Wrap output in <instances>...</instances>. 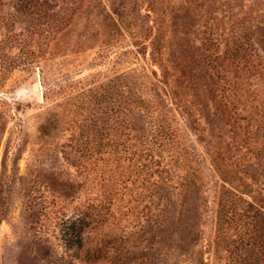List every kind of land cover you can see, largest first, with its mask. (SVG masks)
I'll use <instances>...</instances> for the list:
<instances>
[{
	"label": "rangeland",
	"instance_id": "obj_1",
	"mask_svg": "<svg viewBox=\"0 0 264 264\" xmlns=\"http://www.w3.org/2000/svg\"><path fill=\"white\" fill-rule=\"evenodd\" d=\"M150 1L79 0V9L65 24L60 23L58 33L48 36L44 56L33 65L36 58L31 51L38 48L29 46L31 12L24 9L27 14L18 18L17 0H0V40L8 45L0 49V264L239 263L236 225L229 226L230 238H226L228 224L221 228L218 214L220 193L223 197L226 191L218 193L222 181L207 166L200 189L195 185L187 191L167 189L157 199L148 197L140 181L131 184L126 179L123 185L127 189L118 186L113 194L112 182L104 180L110 179L115 167L107 163V153L101 171L96 160L83 168L66 157L78 130L63 115L64 88L77 83L106 88L104 108L111 112L105 116L104 151L116 149L125 155V83H140L145 93L150 89L154 93L158 89L153 83L162 78L161 60L152 45L154 23L145 19ZM173 1L171 49L165 56L179 74L177 83L187 85L196 95L198 107L209 111L213 100L221 99L211 88L234 86L236 98L250 100L264 92V19L256 2L244 0L229 6V0ZM42 2L49 21L61 18L66 3ZM246 16L250 23L257 21L252 30L241 33L239 42L241 37L235 32L240 31L238 24ZM207 23L218 24L222 33L212 51L203 49L206 35L199 34ZM209 53L220 58L217 69L205 62L204 55ZM36 82H40L39 91L34 89ZM248 116L242 112L243 127L248 126L249 120L244 119ZM200 117L201 132L191 137L197 152L217 147L233 150L231 126L208 112ZM260 125L261 140L258 135L249 144L237 138V152L225 170L230 175L237 170L240 190L247 191L245 180L252 187L249 195L264 207V178L259 167L253 178L241 172L260 163L256 155L264 150V122ZM208 164L211 167L210 161ZM157 203L169 208L161 225L152 215L158 212ZM149 205L152 212L146 208ZM78 215L85 218L86 225L66 236L67 222Z\"/></svg>",
	"mask_w": 264,
	"mask_h": 264
},
{
	"label": "trees",
	"instance_id": "obj_2",
	"mask_svg": "<svg viewBox=\"0 0 264 264\" xmlns=\"http://www.w3.org/2000/svg\"><path fill=\"white\" fill-rule=\"evenodd\" d=\"M42 1L17 0L14 6L20 12L18 18L20 16L23 18L22 16L27 14L24 12L26 9L31 12L29 14L32 18L29 46L33 44L38 48L31 51V55H35L36 58L33 65L40 63L39 60L37 61L39 56H44L43 52L45 46L48 45V36L58 33L60 23L64 22L65 24L76 9H79V0H61L64 4L66 3L63 15L61 18L49 21L45 4ZM239 1L244 0H229L227 4L230 6ZM254 1L257 9L261 10L260 18L264 19V0ZM173 3V0H151L149 2L150 9H147L145 19H151V22L157 25L152 24L151 26V29L156 31L153 35L152 45L156 58L161 60L162 78H156L157 83H153L158 89L154 93L151 92L152 89L145 93V87L140 83L134 81L125 83L127 89L125 155H120L116 149L109 153L104 151L103 140L106 139L105 128H107L105 116L111 112L104 108L108 101L106 88L103 85L85 87L83 83H77L74 87L64 88L66 97L63 115H67L69 118L67 122L70 125L73 124L78 130V132L76 131L78 136L73 135L72 142L68 144L65 152L66 157L78 162L79 166L83 168H87L91 160H96L98 169L101 171V167L106 162L105 153H107L110 157L107 163H112V167L115 164V167L111 168L113 175L110 179L105 177L104 180L112 182L113 190L111 192L113 194L118 191V186L127 189L123 185L124 179H126L131 184L140 181L146 191L149 192L148 197L157 199L160 192H165L167 189L187 191L193 185L200 189L205 182L204 165L207 166V169L213 171L219 182L222 181L218 193L222 190L226 191L223 197L220 193L218 214L221 228L225 227V223L228 224V227L224 228L226 238H230V231L228 230L231 228L229 226L236 225L235 228L238 233L235 235L239 237L241 251L236 258L239 263L236 264H245L246 262L264 264V207L249 195L248 192L251 191L252 187L245 180L243 186L246 187L247 191L240 190L241 186L237 185L236 178L241 175L237 170L234 171L233 175L228 174L229 172L225 170L226 167L228 168L229 158H234L233 153L237 152V138L242 137V141L245 142L246 140L251 144L249 141L260 135L258 133L262 129L260 124L264 122V98H261L264 96V92H258L251 96L253 100H250L243 96L236 98L234 86L223 89L220 87L211 88L213 92H218L217 94L220 95L221 99L213 100V108H210L209 111L208 108L200 109L197 102L194 101L196 95L190 93V87L177 83V77L180 78L179 74L175 71L173 61L165 56L166 51L171 49L169 29H171V16L175 13ZM69 4L72 7H69ZM255 22H248L247 16L246 20L239 22L240 28L237 30L240 31L234 30L237 37H241L239 42H242L243 35L241 33L252 30V24ZM200 33L206 35L201 42L205 51H212L210 48L217 47L219 39L217 36L222 34L218 24L207 23L204 31L199 30ZM7 46V42L0 40V49ZM227 54L225 52L224 59L229 58ZM204 56L205 62H209L213 69H217L215 63H219L220 58L214 56L213 53ZM38 68L41 70V65ZM204 112L221 119L225 125L231 126V132L235 136L233 137V150L217 147V150L211 148L208 151L197 152L199 148L197 145H193L191 137L196 131L201 132L202 118L198 117ZM242 112L249 115V118H244L249 120L247 127H243L240 121L242 120ZM78 116L81 117V120L77 119ZM256 118L260 124L255 120ZM202 131L204 133V130ZM261 135L258 137L259 140H261ZM247 156L245 154L244 158ZM256 158L260 160V163L257 165L250 164L246 170L241 172L253 178L256 176L254 170L258 166L259 174L264 178V150H261ZM209 161L211 167L208 164ZM239 168H244V166ZM239 179L243 178L239 177ZM262 181L264 182V179ZM129 194L134 195V193ZM247 195L252 199H248ZM142 197H145L144 193ZM138 198L139 201L142 200V198ZM165 200L167 199H164V202ZM150 203L156 202L151 201ZM156 205L158 212L152 215L157 217V223L161 225L166 221L169 208L161 203ZM146 208L152 212L151 205ZM84 225H86V220L79 215L72 221L69 220L66 236H71L72 233L80 231Z\"/></svg>",
	"mask_w": 264,
	"mask_h": 264
},
{
	"label": "water",
	"instance_id": "obj_3",
	"mask_svg": "<svg viewBox=\"0 0 264 264\" xmlns=\"http://www.w3.org/2000/svg\"><path fill=\"white\" fill-rule=\"evenodd\" d=\"M39 86H40V82H36L35 85H34V89L36 91H39Z\"/></svg>",
	"mask_w": 264,
	"mask_h": 264
}]
</instances>
